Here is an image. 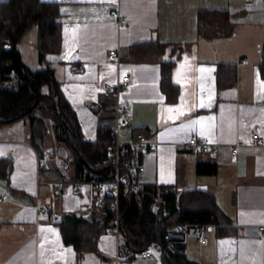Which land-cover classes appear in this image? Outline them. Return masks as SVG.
<instances>
[{
  "label": "crops",
  "instance_id": "0c3cea01",
  "mask_svg": "<svg viewBox=\"0 0 264 264\" xmlns=\"http://www.w3.org/2000/svg\"><path fill=\"white\" fill-rule=\"evenodd\" d=\"M48 1L60 3L61 46L47 53L45 62L53 65L84 138L94 140L99 125L114 126L116 95L106 88L130 74L132 82L119 92L130 119L120 129V138L129 140L143 130L156 143L154 150L142 154L138 181L212 192L230 219L207 230L206 243L190 230L184 241L188 258L196 264H264V235L259 230L264 226V141L251 138L256 132L264 138V0ZM114 9L130 23H119ZM202 9L228 10L232 31L203 35L198 30ZM32 30L36 53L31 65L23 40ZM147 40L169 43L159 60L124 58L131 45ZM18 48L32 68L46 65L38 60L35 27L22 36ZM111 49L119 51V62L108 57ZM167 60L173 61L171 81L178 93L174 101L167 99L162 86V61ZM73 62L85 70L72 71ZM220 63L236 65L233 84H218ZM27 132L25 122L0 124V158L12 159L9 178L0 176V264H107L118 244L125 245L124 239L103 230L98 237L101 254L78 255L64 242L58 221L73 212L89 215V187L82 184L76 191L69 184L55 191L48 182L64 177L50 169L44 155L47 167L38 166L40 154ZM193 136L215 143L217 149L186 155L183 143ZM202 161L215 162L216 172L199 174L196 166ZM71 173L67 168L65 179H75L77 173ZM43 205L55 208L57 221L40 213ZM151 250L152 257L132 255L118 264H164L160 249Z\"/></svg>",
  "mask_w": 264,
  "mask_h": 264
},
{
  "label": "trees",
  "instance_id": "16d2710c",
  "mask_svg": "<svg viewBox=\"0 0 264 264\" xmlns=\"http://www.w3.org/2000/svg\"><path fill=\"white\" fill-rule=\"evenodd\" d=\"M60 3L48 0H4L0 2V124L24 119L28 125L27 139L44 155L47 139L52 132L54 140L71 154L76 173L85 168L87 173L107 172L112 161L106 155V146L112 141L108 127L99 125L94 140L84 138L77 113L64 95L54 72L45 62V56L57 52L61 46ZM234 21L225 9H202L198 15V30L207 37L229 34ZM36 28L37 56L41 68L28 65L18 48V42L31 28ZM168 42L147 40L129 48L124 58L129 60H159ZM9 45V48L5 46ZM172 60L162 61V86L167 99L177 98V87L171 81ZM264 76L263 58L260 63ZM236 65L220 63L217 81L220 85L235 82ZM137 131V130H136ZM67 161V159H66ZM68 162V161H67ZM12 159L0 158V176L9 178ZM215 162H198L199 174H213ZM60 174L64 179L67 169ZM135 185L136 190L132 189ZM114 198L107 196L96 204L89 215L68 213L58 221L65 243L72 244L78 255L85 251L101 254L98 237L115 216ZM120 231L131 251L156 246L164 264H196L186 253L184 223L229 222V217L218 205L212 192L197 188L180 189L176 185L140 183L130 176L121 184L118 198ZM167 249V253L163 250Z\"/></svg>",
  "mask_w": 264,
  "mask_h": 264
},
{
  "label": "built area",
  "instance_id": "2783aa9c",
  "mask_svg": "<svg viewBox=\"0 0 264 264\" xmlns=\"http://www.w3.org/2000/svg\"><path fill=\"white\" fill-rule=\"evenodd\" d=\"M113 15L116 16L119 23L129 24L130 21L126 18L120 10H112ZM108 57L113 58L115 62H119L120 53L117 49H111L108 52ZM72 71L83 72L85 70L84 65L73 62L69 65ZM50 69H53V65H49ZM130 82L132 77L127 74L122 77L114 85H108L106 90L109 93L116 95V107H115V123L110 130L112 141L106 146V155L112 161V168L107 172H91L87 173L85 168L78 171L77 176L73 180H58L49 181L48 183L53 187L55 191L61 190L65 185H72L76 191H79V187L85 184L89 187L90 202L87 205L85 212L91 211L96 204H100L104 201L107 196H112L114 201L112 207L116 213L114 218L111 220L110 225L105 229V232L109 235H115L117 238L120 237V216L118 209V198L120 193V186L130 176L133 179H138V173L144 168L142 162V154L147 150H154L156 143L150 141L148 135L143 130H137L129 140H122L120 138V129L130 124V119L126 114L127 108L119 98V92ZM252 141L255 143H262L264 138L260 133H254L252 135ZM183 149L186 155L193 156L198 153L215 151L217 145L209 142L206 139L198 136L190 137L183 143ZM239 150V142L232 147V153H237ZM38 166L46 168V162L44 158L38 155ZM136 186L133 185L132 189L136 190ZM3 197H6L5 195ZM39 211L42 215L49 216L52 221H57V213L53 206H40ZM215 223H184L180 226L183 231V241H185V235L190 231L194 230L200 233V241L206 243L208 240L205 232L214 227ZM259 230L264 235V226H260ZM163 253H167V249L163 250ZM143 255L146 257H152L153 253L151 247H146L141 251H131L126 245L118 244L117 252L113 260L107 264H118V262L126 257L132 255Z\"/></svg>",
  "mask_w": 264,
  "mask_h": 264
},
{
  "label": "rangeland",
  "instance_id": "374dc122",
  "mask_svg": "<svg viewBox=\"0 0 264 264\" xmlns=\"http://www.w3.org/2000/svg\"><path fill=\"white\" fill-rule=\"evenodd\" d=\"M34 31H29L28 34H26L24 41V55H25V59L27 62H29V64H33V52L35 50L36 53V48L34 47ZM23 43V42H21ZM36 55V54H35ZM19 123H24V119H19L17 120ZM47 139L49 140V142L46 144L45 151H44V157L45 160L48 164V166L50 167V169L52 171H54L57 175L60 176V167H61V156L59 154V144L54 140L53 134L52 132L49 133ZM67 161H68V174L70 172H72L71 174L76 172L75 169V165L71 160V154L69 153V155L67 156ZM69 186V185H66ZM70 188L73 186H69ZM192 232H194V230H192Z\"/></svg>",
  "mask_w": 264,
  "mask_h": 264
},
{
  "label": "water",
  "instance_id": "95a60500",
  "mask_svg": "<svg viewBox=\"0 0 264 264\" xmlns=\"http://www.w3.org/2000/svg\"><path fill=\"white\" fill-rule=\"evenodd\" d=\"M5 47L9 48V45H6ZM59 154L61 156V167H60V169L63 173H65V171L68 167V162L66 161V158L68 156V151L66 150L65 147L61 146L59 148Z\"/></svg>",
  "mask_w": 264,
  "mask_h": 264
},
{
  "label": "snow or ice",
  "instance_id": "6c2138e0",
  "mask_svg": "<svg viewBox=\"0 0 264 264\" xmlns=\"http://www.w3.org/2000/svg\"><path fill=\"white\" fill-rule=\"evenodd\" d=\"M203 106V105H202Z\"/></svg>",
  "mask_w": 264,
  "mask_h": 264
}]
</instances>
